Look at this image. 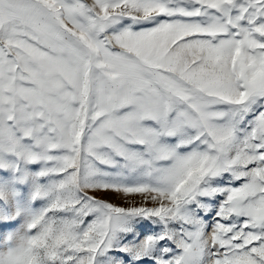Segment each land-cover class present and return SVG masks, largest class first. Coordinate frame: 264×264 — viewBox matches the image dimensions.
Listing matches in <instances>:
<instances>
[{"label":"snow or ice","instance_id":"snow-or-ice-1","mask_svg":"<svg viewBox=\"0 0 264 264\" xmlns=\"http://www.w3.org/2000/svg\"><path fill=\"white\" fill-rule=\"evenodd\" d=\"M0 264H264V0H0Z\"/></svg>","mask_w":264,"mask_h":264},{"label":"rangeland","instance_id":"rangeland-1","mask_svg":"<svg viewBox=\"0 0 264 264\" xmlns=\"http://www.w3.org/2000/svg\"><path fill=\"white\" fill-rule=\"evenodd\" d=\"M118 203V201H116Z\"/></svg>","mask_w":264,"mask_h":264}]
</instances>
